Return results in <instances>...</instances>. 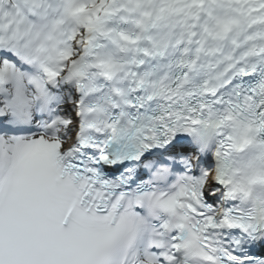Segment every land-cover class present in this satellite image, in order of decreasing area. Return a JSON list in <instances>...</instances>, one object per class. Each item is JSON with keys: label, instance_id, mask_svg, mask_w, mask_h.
I'll return each mask as SVG.
<instances>
[{"label": "snow or ice", "instance_id": "snow-or-ice-1", "mask_svg": "<svg viewBox=\"0 0 264 264\" xmlns=\"http://www.w3.org/2000/svg\"><path fill=\"white\" fill-rule=\"evenodd\" d=\"M0 264H264V0H0Z\"/></svg>", "mask_w": 264, "mask_h": 264}]
</instances>
